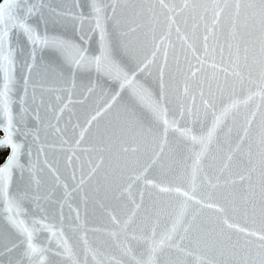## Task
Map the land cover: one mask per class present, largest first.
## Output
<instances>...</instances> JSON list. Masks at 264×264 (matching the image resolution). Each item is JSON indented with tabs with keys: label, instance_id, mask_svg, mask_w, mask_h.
Wrapping results in <instances>:
<instances>
[{
	"label": "snow or ice",
	"instance_id": "6c2138e0",
	"mask_svg": "<svg viewBox=\"0 0 264 264\" xmlns=\"http://www.w3.org/2000/svg\"><path fill=\"white\" fill-rule=\"evenodd\" d=\"M0 264H264V0H0Z\"/></svg>",
	"mask_w": 264,
	"mask_h": 264
},
{
	"label": "trees",
	"instance_id": "16d2710c",
	"mask_svg": "<svg viewBox=\"0 0 264 264\" xmlns=\"http://www.w3.org/2000/svg\"><path fill=\"white\" fill-rule=\"evenodd\" d=\"M5 153H6L5 149H0V162L3 160Z\"/></svg>",
	"mask_w": 264,
	"mask_h": 264
},
{
	"label": "water",
	"instance_id": "95a60500",
	"mask_svg": "<svg viewBox=\"0 0 264 264\" xmlns=\"http://www.w3.org/2000/svg\"><path fill=\"white\" fill-rule=\"evenodd\" d=\"M0 133H1V135L0 136H2L3 135V130L2 129H0ZM7 148V147H6ZM8 149V148H7ZM8 151H9V149H8ZM7 154H8V152H7ZM6 154V155H7ZM5 159V158H4ZM3 162V161H2Z\"/></svg>",
	"mask_w": 264,
	"mask_h": 264
}]
</instances>
